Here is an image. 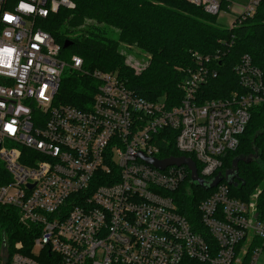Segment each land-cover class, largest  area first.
I'll use <instances>...</instances> for the list:
<instances>
[{
  "label": "built area",
  "instance_id": "obj_1",
  "mask_svg": "<svg viewBox=\"0 0 264 264\" xmlns=\"http://www.w3.org/2000/svg\"><path fill=\"white\" fill-rule=\"evenodd\" d=\"M186 1L218 20L230 16L224 26L234 28L262 0L227 8L222 0ZM33 2L37 11L22 13L15 11L18 0H0V16L19 17L0 22V50L13 53L0 55V206L17 208L35 235L30 255L19 242L0 264H264L262 187L243 200L220 182L200 201L194 225L173 196L191 180L188 167L159 169L140 157L167 158L160 154L173 141L181 153L174 156L194 155L202 177L217 176L222 156L239 147L252 108L264 102V73L252 58L243 55L234 69L243 91L201 99L226 53H193L196 65L183 70L182 99L173 107L141 97L116 71L96 70V93L83 110L59 97L65 70L82 71L83 59L74 54L65 62L60 44L41 27L75 4L55 0L53 12V0Z\"/></svg>",
  "mask_w": 264,
  "mask_h": 264
},
{
  "label": "trees",
  "instance_id": "obj_2",
  "mask_svg": "<svg viewBox=\"0 0 264 264\" xmlns=\"http://www.w3.org/2000/svg\"><path fill=\"white\" fill-rule=\"evenodd\" d=\"M74 8H61L42 20L41 27L52 34L62 48L61 58L70 63L77 54L84 62L82 71L67 68L60 87L63 103L86 110L92 104L98 81L92 72H117L127 86L141 97L152 101L164 99L169 107L180 104L182 91L178 84L186 68L196 65L193 53L225 55L215 62L218 76L202 87L201 99L227 97L232 91H243L234 72L248 54L253 64L264 73V0L253 17L234 28L222 25L218 16L207 13L202 6L186 0H72ZM223 7L237 0H222ZM81 33H75L77 31ZM71 44L64 47L66 42ZM226 47L223 42H232ZM121 44L144 49L149 62L137 72L125 60ZM264 82V75H263ZM240 136L239 147L222 156L221 171L232 167L236 157L253 158L241 161L237 186L231 194L247 200L264 180V102L251 110V119ZM164 146V145H163ZM181 154L174 142L163 147L161 156ZM258 155V158H255ZM194 159V155H191ZM198 173L201 165L197 162ZM242 183H244L242 185ZM264 188V186H263ZM215 189H206L188 182L173 193L178 211L194 225L200 221L198 205ZM264 208V190L259 197ZM34 233L19 219L15 207L0 206V255H12L17 243L22 252L31 254Z\"/></svg>",
  "mask_w": 264,
  "mask_h": 264
},
{
  "label": "water",
  "instance_id": "obj_3",
  "mask_svg": "<svg viewBox=\"0 0 264 264\" xmlns=\"http://www.w3.org/2000/svg\"><path fill=\"white\" fill-rule=\"evenodd\" d=\"M71 43L68 41L64 44V47H68ZM140 157L145 161H148L150 164L155 165L159 169H164L169 165H185L190 170L191 174V183L206 188V189H214L218 186V184L222 181H226L230 186H237L238 182L241 180L239 176V164L241 161L251 162L253 158L245 159L241 157H236V159L232 163V167L225 171H218V175L212 179H206L198 174V168L196 161L191 157L186 156H170L163 159H156L153 157H145L142 153H140ZM255 158H258V155H255ZM244 183H242L243 185Z\"/></svg>",
  "mask_w": 264,
  "mask_h": 264
},
{
  "label": "clouds",
  "instance_id": "obj_4",
  "mask_svg": "<svg viewBox=\"0 0 264 264\" xmlns=\"http://www.w3.org/2000/svg\"><path fill=\"white\" fill-rule=\"evenodd\" d=\"M72 7H75V5H72ZM58 10V5L55 2V0H53L52 3V11L55 12ZM16 12H22V13H34L37 11V6L36 4L33 2V0H18V3L16 4V8H15ZM41 14L43 15H47V11L45 9H40L39 10ZM19 21V17L17 15H15L14 13L11 12H4L2 14V16H0V22H7L9 24L12 23H17ZM5 35H10V33H5ZM0 55H3L4 57H11L13 55L12 50L10 48H4L2 50H0ZM75 59V58H74ZM81 61L76 60L77 65L80 63ZM14 124H10L9 125V131H13Z\"/></svg>",
  "mask_w": 264,
  "mask_h": 264
},
{
  "label": "rangeland",
  "instance_id": "obj_5",
  "mask_svg": "<svg viewBox=\"0 0 264 264\" xmlns=\"http://www.w3.org/2000/svg\"><path fill=\"white\" fill-rule=\"evenodd\" d=\"M238 2L242 3V0H237ZM246 1V0H243ZM220 22V21H219ZM221 22L227 27L228 25V19H221ZM75 33H81L79 30ZM121 51L124 53L125 55V60L127 61V63L129 65H131L137 72L140 71V68H143V66H145L146 64H148L149 60H148V53L143 49H140L136 46H126L124 44H121ZM66 75V73L63 74V77ZM262 188L264 186V180L262 183ZM264 190V188H263ZM38 250V249H37ZM7 253L5 255L2 256H6ZM9 255V254H8Z\"/></svg>",
  "mask_w": 264,
  "mask_h": 264
},
{
  "label": "crops",
  "instance_id": "obj_6",
  "mask_svg": "<svg viewBox=\"0 0 264 264\" xmlns=\"http://www.w3.org/2000/svg\"><path fill=\"white\" fill-rule=\"evenodd\" d=\"M246 1H247V0H246ZM246 1H243V0H242V2H246ZM229 17H230V16H224V17H222V18H224V19H228V22H227L228 25H229V22H230V18H229ZM219 21H220V23H221L222 25H224V24L221 22V19H220ZM228 25H227V26H228Z\"/></svg>",
  "mask_w": 264,
  "mask_h": 264
},
{
  "label": "snow or ice",
  "instance_id": "obj_7",
  "mask_svg": "<svg viewBox=\"0 0 264 264\" xmlns=\"http://www.w3.org/2000/svg\"><path fill=\"white\" fill-rule=\"evenodd\" d=\"M37 39H39V37H37Z\"/></svg>",
  "mask_w": 264,
  "mask_h": 264
}]
</instances>
